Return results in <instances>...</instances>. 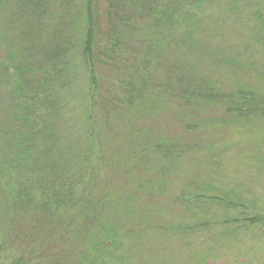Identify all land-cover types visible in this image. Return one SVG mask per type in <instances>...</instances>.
Returning <instances> with one entry per match:
<instances>
[{"label": "trees", "instance_id": "trees-1", "mask_svg": "<svg viewBox=\"0 0 264 264\" xmlns=\"http://www.w3.org/2000/svg\"><path fill=\"white\" fill-rule=\"evenodd\" d=\"M204 3L0 0V51L5 54L0 58L4 90L0 192L6 207L0 264H114V254L126 234L110 215L112 198L102 193L112 174L92 138L97 128L117 124L123 108L134 109L138 102L156 106L171 99L194 118L202 107H220L222 126L264 119V95L242 86L226 91L201 75L185 57L202 46L195 31H200L199 22L204 19L200 14ZM195 15L196 26L191 20ZM255 16L257 35L264 43V8ZM172 45L185 49L175 61L169 57ZM79 67L83 75L76 105L92 133L82 134L83 144L68 147L62 142L59 122L66 108L65 92L77 82L72 78L77 77ZM102 69L111 70L113 78L105 80ZM201 123L188 124L186 132L202 130ZM184 146L165 142L150 144V149L168 162L192 148ZM204 149L209 152L211 146ZM103 170L109 176L100 179ZM193 182L175 200L187 213L200 206L204 211L196 225L181 230L184 235L212 225L225 236L241 230L264 244L262 208L232 190ZM144 188L140 193L150 198L153 192ZM210 206L216 212H208ZM187 261L193 264L192 258Z\"/></svg>", "mask_w": 264, "mask_h": 264}, {"label": "rangeland", "instance_id": "rangeland-1", "mask_svg": "<svg viewBox=\"0 0 264 264\" xmlns=\"http://www.w3.org/2000/svg\"><path fill=\"white\" fill-rule=\"evenodd\" d=\"M263 8L264 0H205L200 7L204 19L199 22L200 31H195L202 46L197 45L185 57L201 75L226 91L242 86L264 95V43L257 35L258 13L255 16ZM196 19L197 15L191 18L195 26ZM183 50V45H172L170 59L180 58ZM0 58H5L3 51ZM75 71L77 77L72 81L77 78V82L65 92L66 108L59 122L62 142L68 147L71 143L83 144L82 134L90 132L87 117L76 105L77 95L81 99L83 74L80 67ZM100 74L105 80L114 76L109 69H102ZM3 95L0 87V103ZM123 109L117 124L97 128L92 138L98 143L96 152L104 156L112 174L102 193L112 198L114 210L110 215L117 221L119 231L126 234L114 254V264H188L191 258L193 264H201L202 260L205 264H264V244L255 235L239 230L234 236L228 232L225 236L212 225L208 230L184 235L181 230L186 225H196L204 210L200 206L192 214L187 213L175 200L189 182H209L218 189L237 192L264 210V119L222 126L220 107H202L194 118L171 99L156 106L138 102L134 109ZM198 121L202 122V130L187 133L186 126ZM165 142L175 147L185 145L183 148L191 145L193 149H186L177 161L174 158L163 162L151 153L150 144ZM210 146L207 152L204 147ZM103 171L100 179L109 176ZM160 183L163 184L156 187ZM144 186L143 190L153 192L150 198L140 193ZM4 199L0 192V237ZM216 210L214 206L207 208L210 213Z\"/></svg>", "mask_w": 264, "mask_h": 264}]
</instances>
